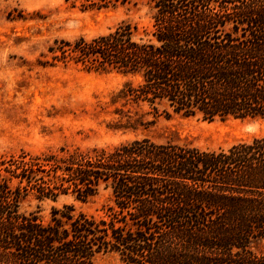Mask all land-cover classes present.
Here are the masks:
<instances>
[{"label": "trees", "instance_id": "16d2710c", "mask_svg": "<svg viewBox=\"0 0 264 264\" xmlns=\"http://www.w3.org/2000/svg\"><path fill=\"white\" fill-rule=\"evenodd\" d=\"M147 3L143 35L123 19L90 38H56L53 60L129 77L114 103L209 121L264 117V0ZM101 190L110 196L98 213L21 210L29 195L88 201ZM263 239L264 136L213 149L144 136L0 155V264H96L107 253L125 264H264Z\"/></svg>", "mask_w": 264, "mask_h": 264}, {"label": "rangeland", "instance_id": "374dc122", "mask_svg": "<svg viewBox=\"0 0 264 264\" xmlns=\"http://www.w3.org/2000/svg\"><path fill=\"white\" fill-rule=\"evenodd\" d=\"M99 1L0 0V155L22 149L39 153L62 145H112L144 136L213 149L264 136V117L209 121L167 113L163 107L155 111L147 102L114 103V94L129 77L116 71H89L73 60L54 61L48 47L56 38H90L123 19L138 24L142 35L151 28L153 11L147 0H112L100 8ZM128 117L151 122L135 131L111 128ZM109 196L108 190L88 201L72 194L56 200L29 195L21 210L38 211L44 219L52 207L63 204L98 213ZM256 250L264 253V239ZM96 264L125 263L107 253Z\"/></svg>", "mask_w": 264, "mask_h": 264}]
</instances>
